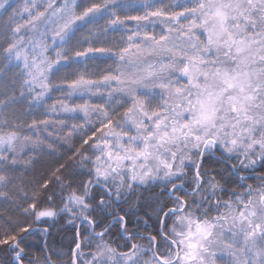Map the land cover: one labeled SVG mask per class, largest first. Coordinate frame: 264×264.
I'll return each mask as SVG.
<instances>
[{
    "label": "snow or ice",
    "instance_id": "1",
    "mask_svg": "<svg viewBox=\"0 0 264 264\" xmlns=\"http://www.w3.org/2000/svg\"><path fill=\"white\" fill-rule=\"evenodd\" d=\"M0 264H264V0H0Z\"/></svg>",
    "mask_w": 264,
    "mask_h": 264
},
{
    "label": "trees",
    "instance_id": "2",
    "mask_svg": "<svg viewBox=\"0 0 264 264\" xmlns=\"http://www.w3.org/2000/svg\"><path fill=\"white\" fill-rule=\"evenodd\" d=\"M59 163H64L66 165L71 164L72 161L68 160L67 155L61 157H47L45 156L41 164L38 166L41 170L47 172L49 167L55 168ZM47 227V225H44ZM73 229L71 225H68L63 219L59 220L54 227L50 228L49 234L47 236L42 235L40 232L35 233L29 243L34 247L39 248L45 240L51 246H64L67 247L68 243L72 239Z\"/></svg>",
    "mask_w": 264,
    "mask_h": 264
}]
</instances>
